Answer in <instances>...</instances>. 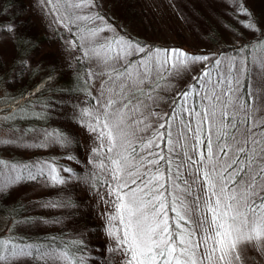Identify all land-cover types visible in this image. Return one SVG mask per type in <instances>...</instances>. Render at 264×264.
<instances>
[{
    "label": "snow or ice",
    "instance_id": "6c2138e0",
    "mask_svg": "<svg viewBox=\"0 0 264 264\" xmlns=\"http://www.w3.org/2000/svg\"><path fill=\"white\" fill-rule=\"evenodd\" d=\"M43 2L53 14L84 6V0ZM241 11L246 9L241 7ZM85 19L92 18L75 17ZM59 22H67V27L75 21L64 16ZM103 30L96 28L90 35L95 37ZM113 43L116 49L105 45L102 51H92L103 55L105 62L122 59L132 51L144 52L143 46L131 41ZM244 47L264 51V41ZM112 51L115 57L109 55ZM208 61L215 66V79L205 64L200 75L193 77L196 84L176 93L179 99L171 101L169 111L158 112L148 103L155 90L149 81L158 87L156 77H178L190 65ZM222 63L210 60V54L191 55L175 48L156 49L147 62L142 60L134 68L129 61L112 78L119 99L107 102L104 120L96 117L95 123L86 124L93 132L103 129L100 137L107 138L109 153L118 141L123 149L108 157L115 182L109 185V195L116 200V214L110 220L119 221V227L110 228L108 234L115 240L111 251L119 255L120 264H247L248 249L264 254V88L253 84L264 81V55L247 65L242 61L237 66L233 61L221 71ZM193 96L197 99L189 104ZM114 105L118 107L109 112ZM82 115L92 113L85 110ZM46 136L61 145L69 142L62 134ZM0 165L17 173L14 180L21 179L16 167L2 160ZM98 166L106 167L103 162ZM23 170L32 180L45 177L53 184L65 182L51 162ZM62 171L71 173L72 169ZM37 256L53 264H73L64 249H34L0 238V264H28L21 258Z\"/></svg>",
    "mask_w": 264,
    "mask_h": 264
},
{
    "label": "rangeland",
    "instance_id": "374dc122",
    "mask_svg": "<svg viewBox=\"0 0 264 264\" xmlns=\"http://www.w3.org/2000/svg\"><path fill=\"white\" fill-rule=\"evenodd\" d=\"M25 1L29 19L46 37L45 43L38 50L41 51L40 54L31 63L36 64V61L44 56V54L42 55L44 51H52L59 60L58 65L60 64L65 70L80 64L84 77L88 80L92 100H84L87 94L84 95L85 98L80 96L71 99V102L75 104L76 114L72 124L71 122L69 124L80 135L85 154L83 161L86 162L89 178L93 180L90 183L92 189H89L87 202L99 224V235L104 239L106 255L103 264H120L119 255L111 251L115 247V240L108 234L110 228L119 227V221L110 220V217L116 214V200L115 196L109 195V185H114L115 182L111 179L108 157L115 156L117 152H121L123 149L120 146L121 142L118 141L113 152L109 153L107 138L100 137V131L103 129L93 132L86 127L87 123H95L96 117L104 120L107 102L110 99H119V90L113 84L112 79L117 74L116 70L123 71L124 65L128 64L129 61H132L130 66L134 68L142 60L147 62L149 56L155 55L156 49L168 48L181 49L191 55L210 54V60L215 58L223 61L220 65L221 71L233 61L237 66H240L242 61L247 65L249 60L264 55V51L259 47H253L250 51H244L241 47L245 44L244 42L264 34V12L263 17L259 16L258 20H254L255 27L250 29L246 27L248 23L233 0H129L131 6L125 0H84L83 7H71L68 8L67 12L62 9L60 13L56 14L50 13L43 0ZM257 1L264 7V0H262L263 2L245 0L244 4L255 8ZM75 2L79 3L80 0H75ZM128 9L129 12L126 13ZM64 16H71L75 22L66 27L65 23L67 22H59V19ZM77 16L92 19L75 20ZM9 25L12 27V31L6 30ZM96 28H103L104 30L92 37L90 32ZM16 31V28L9 23H5L0 29V55L2 54L6 60L11 57L12 51H14L13 39ZM263 39L261 41H264ZM116 40L121 43L131 41L134 45L143 46V55H136L140 52L132 51L130 55L122 59L114 58L105 62L103 55L97 56L92 51V49L102 51V46L105 45H110L112 49H116V44L113 43ZM224 45H231L237 53L231 55V51L228 54L220 52ZM149 49L152 51L148 52ZM146 52H148V56L145 55ZM246 54H249L248 60ZM109 55L115 57L116 51L110 52ZM205 64L208 65V70L212 71V77L215 79L217 73L215 66L210 61L190 65L189 71L178 77L169 76L164 79L156 77L159 86H155V81H149L155 90L151 93L153 100L148 101V103L158 112L169 111L172 107L171 101L179 99L176 93L196 84L193 77L200 75ZM37 66L44 69L43 64ZM253 84L255 87L264 88V81L254 80ZM13 87V84L6 83L5 88L0 89V102L5 99L6 94L12 92ZM196 87L201 93L204 91L200 85H196ZM194 97L189 99V104L197 99ZM4 102L6 101L4 100ZM5 106L7 105L3 107ZM115 107L118 105H114L108 111H115ZM85 110L92 115H82ZM108 119L109 123L114 121L111 116ZM5 121L6 117L0 114V159L9 161L8 165L19 170L26 164L23 163L28 158L32 166L41 162H51L59 172L63 168H67L65 167L67 161L72 164L71 166H80L78 163H72L67 156H64V148L61 147L60 143L53 142L52 137L46 136V133L52 131L39 128L27 132L24 129V123L15 127L13 124L10 125V120L3 123ZM93 149L96 151L94 152ZM52 155L58 159L57 163L48 160V157ZM14 156L16 157L14 159L21 162L12 164L10 159ZM101 162L106 166L105 168L98 166ZM13 174L11 168L6 167L3 169L1 180L8 175L13 176ZM96 178L98 181L94 180ZM62 184L65 186L66 182ZM79 184H81L79 179H76V182H71L72 186ZM11 187L3 189L9 191L7 194L20 195L28 205H31L30 200L37 202L39 195L52 199L50 196L57 193L58 190L56 184L48 183L44 179L37 180L29 187L21 186L20 183ZM85 194L87 193L85 192ZM32 209L36 215L47 217L45 223L39 220L40 229L54 230L57 227L58 222L52 216L58 213L60 208L51 206V203L43 202L37 206H32ZM24 229V226L20 224L16 226L15 223H12L6 212L0 211V238L11 240L8 235ZM246 255L248 260L252 257L254 264H262L264 261V254L258 253L254 249H248ZM50 264L53 262L51 261ZM56 264H63V261L56 262Z\"/></svg>",
    "mask_w": 264,
    "mask_h": 264
},
{
    "label": "trees",
    "instance_id": "16d2710c",
    "mask_svg": "<svg viewBox=\"0 0 264 264\" xmlns=\"http://www.w3.org/2000/svg\"><path fill=\"white\" fill-rule=\"evenodd\" d=\"M125 1L131 6L129 0ZM233 2L240 10L241 7L246 9V11H242V15L247 23L253 24L259 16L263 17L264 7L258 1L255 8L244 4L245 0H233ZM26 10L25 0H0V29L5 23H9L17 30L13 39L14 51H12L11 57L6 60L2 54L0 55V89L5 88L6 83H11L14 86L12 92L5 95L6 102L4 100L0 102V105H7L1 106L3 108L0 107V114L6 117V121L3 123L10 120V125L13 124L15 127L24 123V129L27 132L40 128L50 130L52 131L50 133L54 135L62 134L69 141L67 144L61 145L64 148V156L67 158L71 156L72 160H68L78 163L80 166H71L72 164L68 161L66 163L63 161L66 164L65 167L72 169L71 173H65L62 170L59 172L60 176L65 179L66 185L56 184L58 190L57 193L50 196L52 199L39 195L37 202L29 199L31 205H28L23 197L7 194L9 191L3 188L11 187L16 183L29 187L39 179H44L48 183H51V180L45 177H38L36 180L28 178V172L23 170L25 166L29 168L32 166L28 158L23 163L26 164L19 169L20 180L13 179L17 173H14L13 176L8 175L1 180L3 169L6 166L0 165V211L6 212L11 218V222L16 226L20 224L25 227L22 231H15L8 235L12 242L19 245H33L34 249H64L70 253L73 264H79L80 261L82 264H103L106 255L104 239L99 235V224L87 202L89 189H92L90 183L93 180L89 178L86 162L83 161L85 154L80 135L69 124L70 122L72 124L76 114V107L71 99L80 96L85 98L84 95L87 94V99L84 100H92L88 88L89 83L84 77L80 64L65 70L60 64L58 65L59 60L52 51H44L42 53L44 56H40L41 58L36 61V64L31 63L40 54L41 51L38 50L45 43L46 37L29 19ZM263 38L264 34H261L255 39L244 42L245 44L241 47L244 51H250L253 47L245 48L244 46L256 45ZM222 49L220 52L226 54L230 51L231 55L237 53L231 45H224ZM141 54L143 55L142 52L136 55ZM246 55L248 60L249 54ZM38 64H43L44 69L37 66ZM161 148H164L163 143H161ZM14 158L16 157L10 159L12 164L21 162ZM0 160L4 161L6 165L10 163L4 159ZM48 160L54 163L58 162V159L53 155L48 157ZM76 179H79L81 184L72 186L71 182H76ZM94 180L98 181L97 178ZM43 202L60 208V211L52 216L58 222L54 230H43L38 226L39 220L45 223L47 217L36 215L32 206ZM169 216H174V213L170 212ZM23 259L27 260L28 264H50L51 262H46L39 256L35 259L31 257ZM248 264H254L252 257L249 258Z\"/></svg>",
    "mask_w": 264,
    "mask_h": 264
}]
</instances>
